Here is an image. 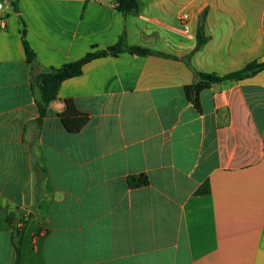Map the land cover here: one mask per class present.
<instances>
[{"label":"crops","instance_id":"1","mask_svg":"<svg viewBox=\"0 0 264 264\" xmlns=\"http://www.w3.org/2000/svg\"><path fill=\"white\" fill-rule=\"evenodd\" d=\"M139 1L140 13L124 16L116 0H0V264L16 263L11 213L29 221L24 264H264V71L204 90L200 113L183 60L206 12L196 71L264 62V0ZM124 32L130 46L177 58L94 60L39 124L33 74ZM67 99L90 115L80 133L61 121ZM141 173L149 185L131 188Z\"/></svg>","mask_w":264,"mask_h":264},{"label":"trees","instance_id":"2","mask_svg":"<svg viewBox=\"0 0 264 264\" xmlns=\"http://www.w3.org/2000/svg\"><path fill=\"white\" fill-rule=\"evenodd\" d=\"M19 0H12L15 4ZM116 8L124 16H137L140 13V1L139 0H116ZM207 13L204 12L199 20V26L197 29V46L195 50L187 57L183 58L186 65L193 70L195 73V82L191 85L185 87V92L187 99L193 106L202 113V105L200 101V95L204 90L212 88L216 84H221L225 82H240L249 78H252L264 71V62H251L243 69L225 74L219 75L217 73H206L199 72L193 68L191 63L192 56L200 51L209 41V37L205 32V21ZM26 25H23L21 30L23 46L27 55V60L29 64L38 68L37 56L34 50L31 48L26 37ZM124 52L130 53L137 56H159L166 58H177L175 56L167 55L158 51H153L150 49L130 46L127 43L126 33L124 32L118 43L108 49L96 50L89 52L83 58L67 63L60 68L50 67L42 71L36 72L33 74L31 83L38 93L37 106L39 109V124H43L44 119L47 115V111L50 105L58 100L59 91L62 84L70 79L79 77L83 74L84 67L91 63L94 60L105 58V57H116L119 54ZM66 108L60 114L61 121L64 127L73 134L80 133L83 128L90 122V115L80 111L73 99H67ZM150 183L149 177L145 173L138 175H132L128 177V184L131 188H141L146 187ZM210 187L209 184L203 186L198 193H209ZM15 213H11L8 216V222L12 228V241L13 246L16 251V263L15 264H24L23 262V246L25 240V232L28 220L20 218L16 220Z\"/></svg>","mask_w":264,"mask_h":264},{"label":"built area","instance_id":"3","mask_svg":"<svg viewBox=\"0 0 264 264\" xmlns=\"http://www.w3.org/2000/svg\"><path fill=\"white\" fill-rule=\"evenodd\" d=\"M3 8V4H0V10ZM5 25V22H4ZM180 29L184 33H190V15L188 13H183L179 21Z\"/></svg>","mask_w":264,"mask_h":264}]
</instances>
